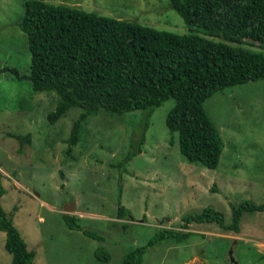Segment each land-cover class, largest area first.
Listing matches in <instances>:
<instances>
[{"label":"rangeland","instance_id":"obj_1","mask_svg":"<svg viewBox=\"0 0 264 264\" xmlns=\"http://www.w3.org/2000/svg\"><path fill=\"white\" fill-rule=\"evenodd\" d=\"M26 1L0 0V172L5 190L0 204L34 252L33 264H120L160 228L181 229L187 214L213 207L228 225L232 207L264 202V80L227 88L205 101L204 111L223 142L214 170L180 154L178 134L171 135L165 123L172 99L153 110L145 132L140 111L91 116L69 153L64 141L80 111L71 110L51 124L56 94L31 89L26 78L30 54L19 28ZM43 1L218 41L187 26L167 0ZM143 134L142 153L120 167L130 143ZM119 188L121 205L129 212L124 219L116 216ZM63 214L102 240L69 230ZM184 231L191 233L186 241L157 243L144 253L142 264H264V212L244 213L238 234L215 224H192ZM4 243L0 232V264H12ZM97 249L110 254L109 263L95 258Z\"/></svg>","mask_w":264,"mask_h":264},{"label":"trees","instance_id":"obj_2","mask_svg":"<svg viewBox=\"0 0 264 264\" xmlns=\"http://www.w3.org/2000/svg\"><path fill=\"white\" fill-rule=\"evenodd\" d=\"M167 5L187 26L218 41L160 31L43 0L24 3L19 28L30 54L26 78L32 91L56 94L55 111L48 116L51 124L71 110L80 111L64 141L69 153L91 116L101 111L116 115L140 111L146 117L145 132L153 110L172 99L174 106L165 123L171 135L178 134L180 154L189 163L217 168L223 142L203 105L217 92L264 80V52L236 46L247 44L264 50V0H167ZM143 143L144 134L133 140L119 166L141 154ZM4 193L0 172V199ZM120 198L121 188L116 216L124 219L129 212ZM257 212H264V202L232 207L231 223L226 225L222 213L205 207L200 213L183 216L179 230L160 228L146 245L128 252L120 264H142L147 249L159 242L186 241L191 233L184 230L192 224H215L238 234L242 215ZM62 219L69 230L102 240L82 230L74 216L63 214ZM0 232L5 234L4 248L12 264H33L34 252L27 248L1 204ZM95 258L109 263L110 254L97 249Z\"/></svg>","mask_w":264,"mask_h":264},{"label":"water","instance_id":"obj_3","mask_svg":"<svg viewBox=\"0 0 264 264\" xmlns=\"http://www.w3.org/2000/svg\"><path fill=\"white\" fill-rule=\"evenodd\" d=\"M69 209H70V208H69ZM64 211L66 212V211H69V210H68L67 208H65V210H64Z\"/></svg>","mask_w":264,"mask_h":264}]
</instances>
